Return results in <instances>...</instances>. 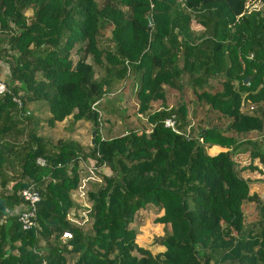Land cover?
<instances>
[{
	"label": "trees",
	"instance_id": "1",
	"mask_svg": "<svg viewBox=\"0 0 264 264\" xmlns=\"http://www.w3.org/2000/svg\"><path fill=\"white\" fill-rule=\"evenodd\" d=\"M0 60V264H264V199L242 173H264V0H0ZM133 76L145 121L106 135L97 104ZM62 120L89 121L94 142L41 132ZM86 159L108 173L81 175ZM31 184L36 224L23 228ZM81 185L87 226L69 215ZM148 204L170 224L157 253L131 224Z\"/></svg>",
	"mask_w": 264,
	"mask_h": 264
},
{
	"label": "rangeland",
	"instance_id": "2",
	"mask_svg": "<svg viewBox=\"0 0 264 264\" xmlns=\"http://www.w3.org/2000/svg\"><path fill=\"white\" fill-rule=\"evenodd\" d=\"M108 0H102V2H105ZM259 0H250V3L258 5ZM28 15L31 14L32 10L27 9L25 11ZM191 25L195 29H200L201 25L199 23H196L195 21L191 22ZM79 52H76L75 49H73L72 52V57L76 58L78 56ZM8 70L6 64L0 60V77L4 79H8ZM136 76H133L129 78V80L125 81L124 83H121L116 91L107 98H104L100 103H98V109L99 112L101 113V118H102V131L106 135H114V134H119L127 128L133 127V126H140L141 123L145 121V119L140 115L137 114V104H136V99H135V92H136V85L135 81ZM220 86V83H217ZM183 91V99H191V97H194L193 94L191 93L190 90L187 89H182ZM179 93V92H178ZM174 95V94H173ZM170 101H173L176 103V100L170 99ZM32 108H35L36 106H31ZM185 110L186 113L189 117H191V102H188L185 104ZM198 109L201 110L199 107ZM41 115H46V109H41L40 110ZM214 120L217 122H223V126L225 125V122L223 119H220L218 117L215 118ZM68 120H62L56 122L54 125H48L47 123H43L42 125L44 126L41 129V132L44 133L45 135L51 136L52 140H57V138H74L82 142L83 144L87 145L90 141L91 137V132L93 125L89 121H77L76 122V128L74 129H68L67 126ZM107 127H109V130H107ZM92 138V137H91ZM242 163H247L248 162V156L246 154H242ZM90 163L89 159H86L84 161L80 162V167H82V172L81 175L87 176L90 174H95L89 171L87 164ZM261 165V164H259ZM262 168L264 169V165H262ZM96 172V171H95ZM103 173H108V169L106 167H101L100 170H97L96 174H103ZM243 175L244 176H249L250 178L254 179L253 182L250 183V191H256L259 193L260 197L264 199V173H260L257 170L250 171L249 169L243 170ZM90 177V176H89ZM95 177V176H93ZM255 178H257L255 180ZM92 178H88L86 180V185L90 187L92 183ZM85 183V182H83ZM84 187V188H85ZM83 187L78 188L73 191V199H74V205L71 211L69 212V215L75 216L73 212H76L78 214H83V218L86 220V213L84 212L85 208L88 207V201L86 200V195L83 192ZM244 210H245V220H252L257 217V208L255 205L254 201H249L246 200L244 202ZM148 206V205H147ZM142 208V207H141ZM144 208V207H143ZM149 208H144L142 210L136 211L134 220L131 222L133 226H137L139 224H146L150 223L151 225H163L164 221L158 220L157 217L160 215L155 214L153 216V212L155 213L157 211V207L153 205L152 207ZM140 209V208H139ZM163 214V213H162ZM161 214V215H162ZM153 221V222H152ZM86 226L89 225V220L85 221ZM140 229H138L139 231ZM137 231V232H138ZM151 231V230H150ZM155 233H152L153 235V240L154 237L162 235L163 228L159 227L158 230H154ZM136 232V233H137ZM135 253L139 254V252Z\"/></svg>",
	"mask_w": 264,
	"mask_h": 264
},
{
	"label": "built area",
	"instance_id": "3",
	"mask_svg": "<svg viewBox=\"0 0 264 264\" xmlns=\"http://www.w3.org/2000/svg\"><path fill=\"white\" fill-rule=\"evenodd\" d=\"M9 86H10V83H9L8 79H3L0 77V95L4 94L6 91H9L10 90ZM14 99H16L18 103L20 102V100L15 96H14ZM97 102H98V100L93 103L92 107H95ZM19 105H20V103H19ZM251 107H252V105H251ZM164 125L167 127H170L173 130H177L175 123H174L173 116L165 118L164 119ZM36 161L40 165L46 164V160L42 157H37ZM87 167H88L89 171H91L92 173H96L95 171L100 170L101 165H95L92 162H90L87 164ZM91 175L94 176L96 174H91ZM90 177H92V176H90ZM32 184L23 188L21 191V195H22L23 199L27 201V207L21 209L19 211V216H18V220L20 221V224L22 225L23 228H28V227H31V226L36 224V219H35L36 218V209H37V202L40 199V193ZM80 188H82V185L80 186ZM83 192H84V190H83ZM71 236H72V234L69 230H64L62 232V237H64V238H68Z\"/></svg>",
	"mask_w": 264,
	"mask_h": 264
},
{
	"label": "crops",
	"instance_id": "4",
	"mask_svg": "<svg viewBox=\"0 0 264 264\" xmlns=\"http://www.w3.org/2000/svg\"><path fill=\"white\" fill-rule=\"evenodd\" d=\"M224 147L220 144H215L212 147H210L209 151L210 152H217L221 149H223ZM153 205H155L157 207V211L154 213L153 212V216L155 214L157 215H161L164 210L163 208L159 207L156 204H148V206H146L147 208L151 209L150 207H152ZM144 207V208H146ZM143 207L138 209L137 211L141 212L140 210L144 209ZM153 222V221H152ZM165 226L170 227L169 222H164L163 225H151L150 223H146V224H139L137 225V231L138 229H140L137 233H136V242L138 245L147 248L148 250H150V252L152 253H157V252H161L165 249V246L154 241L153 240V235L152 233H155L154 230H158L159 227L163 228V232H164V228ZM151 230V231H150Z\"/></svg>",
	"mask_w": 264,
	"mask_h": 264
},
{
	"label": "water",
	"instance_id": "5",
	"mask_svg": "<svg viewBox=\"0 0 264 264\" xmlns=\"http://www.w3.org/2000/svg\"><path fill=\"white\" fill-rule=\"evenodd\" d=\"M148 17H149V21H151L150 15H148ZM247 79H248V76H246V77L244 78V82H245ZM95 133H96V130L93 129L92 132H91V137H92L91 142H92V143L94 142V135H95Z\"/></svg>",
	"mask_w": 264,
	"mask_h": 264
},
{
	"label": "clouds",
	"instance_id": "6",
	"mask_svg": "<svg viewBox=\"0 0 264 264\" xmlns=\"http://www.w3.org/2000/svg\"><path fill=\"white\" fill-rule=\"evenodd\" d=\"M2 78V77H1ZM4 79V78H3ZM10 82V81H9ZM98 103V102H97ZM64 238V237H63Z\"/></svg>",
	"mask_w": 264,
	"mask_h": 264
}]
</instances>
